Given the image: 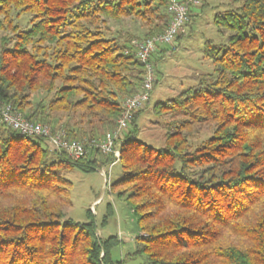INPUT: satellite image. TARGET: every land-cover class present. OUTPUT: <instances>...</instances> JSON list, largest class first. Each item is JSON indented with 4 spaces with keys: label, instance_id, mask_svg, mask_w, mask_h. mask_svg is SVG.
Instances as JSON below:
<instances>
[{
    "label": "trees",
    "instance_id": "obj_1",
    "mask_svg": "<svg viewBox=\"0 0 264 264\" xmlns=\"http://www.w3.org/2000/svg\"><path fill=\"white\" fill-rule=\"evenodd\" d=\"M166 4L0 0V98L73 139L111 130L144 72L135 38L115 24L134 19L144 29L138 39L159 35ZM213 22L228 33L225 44H205L213 74L151 108L167 118L164 146L136 138L148 102L121 139L123 176L108 191L131 209L140 233L133 255L146 264H264V0H244ZM94 154L72 159L0 128V264H123L110 255L122 240L100 238L92 218L65 217L63 173L112 162Z\"/></svg>",
    "mask_w": 264,
    "mask_h": 264
},
{
    "label": "rangeland",
    "instance_id": "obj_2",
    "mask_svg": "<svg viewBox=\"0 0 264 264\" xmlns=\"http://www.w3.org/2000/svg\"><path fill=\"white\" fill-rule=\"evenodd\" d=\"M243 1L200 0V5L192 8L190 24L180 34V39L175 40L174 49L171 45H164V49L158 47L157 51L163 52L160 59L154 55L153 90L147 107L135 120L136 138L146 146L156 149L164 146L163 134L167 118H155L151 112L152 106L195 87L199 75L213 74L211 60L204 57L205 44L207 41L217 45L225 44L228 35L226 31L220 32L214 25V16L225 11H237ZM114 28L130 32L135 39L140 38L144 30L140 22L134 19L121 20ZM208 135L206 132L202 133L194 144ZM49 158L55 159V156L51 154ZM92 158L101 160L102 157L94 154ZM63 176L71 183V206L65 209V217L78 223H86L92 218L100 238L116 236L122 240L123 243L110 251L113 260H123V264H146L143 256L133 255L134 240L140 233L131 209L124 199L114 193L109 194L108 191V186L123 176L120 163L105 162L102 167L89 172L74 168L64 172ZM109 209L111 213L108 214Z\"/></svg>",
    "mask_w": 264,
    "mask_h": 264
},
{
    "label": "built area",
    "instance_id": "obj_3",
    "mask_svg": "<svg viewBox=\"0 0 264 264\" xmlns=\"http://www.w3.org/2000/svg\"><path fill=\"white\" fill-rule=\"evenodd\" d=\"M199 5L200 0H167L166 13L169 21L164 32L153 37L131 40L132 54L143 67V80L138 92L124 100L114 127L101 137L70 138L64 131H54L47 124L28 119L1 98L0 128H8L23 137L41 139L50 152L62 153L72 159H80L98 152L102 156H110L111 163L119 162L121 139L128 130L134 113L145 106L153 90L152 55L159 46L171 45L174 49L175 39L184 33L187 24H190L192 8Z\"/></svg>",
    "mask_w": 264,
    "mask_h": 264
},
{
    "label": "crops",
    "instance_id": "obj_4",
    "mask_svg": "<svg viewBox=\"0 0 264 264\" xmlns=\"http://www.w3.org/2000/svg\"><path fill=\"white\" fill-rule=\"evenodd\" d=\"M159 49H164V46H160V48H159ZM159 51H160V50H159ZM159 51L155 52V53H154V55H157V56H159V54H158V52H159ZM154 55H153V56H154Z\"/></svg>",
    "mask_w": 264,
    "mask_h": 264
}]
</instances>
